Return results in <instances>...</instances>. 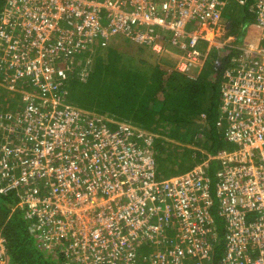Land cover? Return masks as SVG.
<instances>
[{"label":"built area","instance_id":"obj_1","mask_svg":"<svg viewBox=\"0 0 264 264\" xmlns=\"http://www.w3.org/2000/svg\"><path fill=\"white\" fill-rule=\"evenodd\" d=\"M252 1L261 44L239 48L220 87L217 126L237 148L159 179L154 138L73 106L67 65L97 40L160 52L168 34L187 74L226 1L2 0L0 91L17 105L0 109V194L15 193L37 245L65 249L62 264H140L143 249L142 264H212L222 240L219 264H264V0Z\"/></svg>","mask_w":264,"mask_h":264},{"label":"trees","instance_id":"obj_2","mask_svg":"<svg viewBox=\"0 0 264 264\" xmlns=\"http://www.w3.org/2000/svg\"><path fill=\"white\" fill-rule=\"evenodd\" d=\"M1 5L2 0L0 8ZM249 22L250 19H247L246 24ZM125 41L131 45V42ZM124 53L126 45L114 47L108 52V61L120 62V67L105 63L102 55H99L95 58L98 68L89 76V79L95 77L97 69L103 66L96 77L98 89L106 93L107 84H112L111 98H105L102 102L90 99L89 91L81 88L84 83L76 81L71 88L70 98L80 104L78 107L105 121H108V117L122 119L124 122H118L120 125L151 135L154 138L156 174L159 179L183 174L209 156L222 150H233L230 148L231 143L226 140L225 124L217 126L223 68L212 73L207 71L197 80H190L174 71L161 69L158 65L151 66V71L134 67L126 70V61L122 60ZM121 61L124 65H121ZM198 134L202 135L205 142L200 141ZM206 141H210L208 146ZM198 145L202 147L200 152L193 150ZM215 168L218 166L214 162L209 164L212 181ZM211 196L217 208L215 193L212 192ZM17 200L15 193L0 194V231L6 244V264H62L71 259L72 256L63 248L47 251L37 245V236L30 231L25 211L16 207ZM218 236H223L221 230ZM222 251L221 240L216 246L212 264H219ZM141 257L140 264L148 257L145 249L141 251ZM71 264L79 263L73 260Z\"/></svg>","mask_w":264,"mask_h":264},{"label":"crops","instance_id":"obj_3","mask_svg":"<svg viewBox=\"0 0 264 264\" xmlns=\"http://www.w3.org/2000/svg\"><path fill=\"white\" fill-rule=\"evenodd\" d=\"M224 1H226L227 4L222 12V25L218 27V30L211 33V35H208V41H203L200 45V50L202 52H206L207 50H209V55L205 63L201 65H194L190 68L187 74H182L177 70V66L181 59L180 56L182 55V52L179 50L178 47L169 43L168 34H166V36L161 41L162 49L160 52H156L149 47L138 46L121 35H115L107 41L97 40L101 41L100 44L95 41L91 45V47L85 49L80 55L76 56L72 59L70 63H68L67 67L68 69H70V71H68L69 76L68 80L65 83V89L67 91L68 100L72 104V100L70 98V91L68 88V82L72 79V77L70 76L73 75L76 71V65L80 66L81 68L85 67L86 65H89L91 62L95 65V58L99 55H102L105 63L109 62V50H112L115 45L121 40H127L137 46L135 56H127L126 53H124V55H126V70L128 69V67H134L137 70L145 68V70L151 71V66L158 65L161 69H164L166 71H174L177 74L186 77L187 79L197 80L201 74L207 71L212 73L213 71H218L220 68H223L220 75L222 84L223 73L225 69L232 64L233 59H236L239 56V48L256 47L261 44L260 29L258 28L255 22L256 15L254 13L253 1L248 0L247 4L244 6L239 5L238 3L231 0ZM234 9H239L242 21L245 22V26L240 31H237L235 27V24L237 22L236 17H230L228 22L225 21L227 20V15H229V13H233ZM247 19H250V22L246 24ZM82 57L85 58V61L83 63L80 62V59H82ZM129 62H131V64H128ZM211 78L212 81H214L213 76H211ZM7 97L11 96L6 90H1V110L13 109L17 105V102L15 100H12L16 99L17 95L12 97V99L8 101ZM201 117L204 119L205 116L202 115ZM200 126L202 127L203 124ZM204 129L206 128L204 127Z\"/></svg>","mask_w":264,"mask_h":264},{"label":"rangeland","instance_id":"obj_4","mask_svg":"<svg viewBox=\"0 0 264 264\" xmlns=\"http://www.w3.org/2000/svg\"><path fill=\"white\" fill-rule=\"evenodd\" d=\"M2 10V5H1V8H0V11ZM230 17H236L237 18V22L235 24V27H236V30L237 31H240L244 25H245V22L242 21V17L240 16V13H239V9H234V12L233 13H229V15H227L226 19L225 20L226 22H228V20L230 19ZM98 44L101 43V41H97ZM112 45V44H111ZM123 45H126V55L127 56H135L136 55V50H137V46L132 44L131 45L124 41V40H121L119 43H117L115 45V48H122ZM113 46V45H112ZM117 46V47H116ZM126 55L122 56V60L126 61ZM81 61L80 62H84L85 61V58L82 57V59H80ZM122 62V61H121ZM120 63V62H119ZM118 62L116 61H111L109 62L110 65H116L118 67H120ZM76 65V63H75ZM121 65H124V62L121 63ZM98 68V64L95 63V65L91 62L89 65H86L85 67L81 68L80 66L76 65V71L73 75H71L70 77H72V79L68 82V88H69V91L71 92V88L76 84V81L77 82H80V83H84L81 88H84L86 91H89L88 92V95H89V98L90 99H97L99 101H104L105 98L109 99L111 98V95H110V88H111V85L107 84V87H106V93L105 91H99L98 89V82H97V79L96 77L100 74V72L102 71L103 69V66L100 67V70L97 69L96 72H98L97 75H95V77H93L92 79H89V76L91 75V73H93L94 69ZM68 76H69V72H67ZM107 82L110 81L109 79V75H107ZM78 88V86H77ZM105 96V97H104ZM72 104L73 106L79 108L80 110H82L80 107V104L73 99L72 101ZM108 123L110 124H117L118 122H124V120L122 119H117V118H111V117H108ZM146 131V130H145ZM158 133H161L160 131ZM199 137H200V141L202 140L203 142H205V140L203 139L202 135L198 134ZM202 143V142H201ZM206 145L208 146V144H210V141H206ZM177 145V143H176ZM231 149H235L237 148L235 145H232L230 146ZM193 150H196V152H200L202 150V147L201 146H197V148H193ZM216 170V168H215ZM214 170V171H215ZM223 224V221L220 219V220H217V225H221L222 226Z\"/></svg>","mask_w":264,"mask_h":264}]
</instances>
